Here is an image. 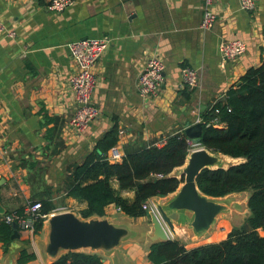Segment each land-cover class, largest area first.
Here are the masks:
<instances>
[{
  "label": "crops",
  "instance_id": "crops-1",
  "mask_svg": "<svg viewBox=\"0 0 264 264\" xmlns=\"http://www.w3.org/2000/svg\"><path fill=\"white\" fill-rule=\"evenodd\" d=\"M47 1L0 0V22L13 33L0 40L2 214L14 213L40 196L84 219L80 211L85 202L66 196L63 181L67 167L81 162L103 133L112 127L121 131L113 145L120 157L140 146H160L168 135L183 133L185 124L202 126L204 115L224 91L264 59V0H253L250 10L239 8L238 0H212L215 17L207 30L198 26L203 0H72L56 12L47 8ZM104 35L109 43L91 69L95 84L90 100L97 115L76 132L68 124L76 107L69 86L75 67L65 45ZM232 38L242 40L245 51L223 61L218 44ZM151 56L163 64L162 82L155 96L144 99L137 91V77ZM185 66L196 73L192 88H185L180 78ZM22 160L25 165L20 166ZM179 168L171 174L178 177ZM112 186L116 187L114 181ZM47 190L49 194L44 193ZM174 192L144 203L154 208ZM231 194L239 193L217 199ZM119 195L130 200L133 193L119 191ZM151 212L128 217L106 205L95 217L124 227L126 237L110 252L75 251L94 252L102 264H148ZM215 220L201 234L173 224L167 239H178L186 248L220 240L224 235L215 231L219 230ZM46 241V219L32 235L17 229L7 244L0 242V264H48L53 258L43 251ZM22 251L31 257L23 260Z\"/></svg>",
  "mask_w": 264,
  "mask_h": 264
},
{
  "label": "trees",
  "instance_id": "trees-1",
  "mask_svg": "<svg viewBox=\"0 0 264 264\" xmlns=\"http://www.w3.org/2000/svg\"><path fill=\"white\" fill-rule=\"evenodd\" d=\"M239 81L225 90L204 115L198 145L241 161L226 167L204 168L196 175L195 183L201 194L210 197L246 191L248 213L239 226H232L217 241L190 248L178 239L150 242L148 264H264V59L246 69ZM212 119L214 123L209 122ZM116 132L112 127L103 133L81 162L66 169L64 193L85 202L81 218L101 216L110 204L125 216H146L142 203L153 196L174 192L182 181L171 171L184 163L190 151L191 142L183 133L168 135L160 146L134 148L112 162L106 154L117 140ZM23 165L22 160L20 166ZM113 181L116 187L112 186ZM119 191H132L133 196L129 200L120 196ZM28 202H39L40 214L57 207L40 196ZM23 208L14 213H21ZM41 221L35 222L34 233ZM10 235V225L0 219V242L7 244ZM29 257L21 252L23 260ZM48 264L102 263L94 252L66 251Z\"/></svg>",
  "mask_w": 264,
  "mask_h": 264
},
{
  "label": "water",
  "instance_id": "water-1",
  "mask_svg": "<svg viewBox=\"0 0 264 264\" xmlns=\"http://www.w3.org/2000/svg\"><path fill=\"white\" fill-rule=\"evenodd\" d=\"M200 129V123L185 124L183 135L193 145L199 144ZM219 160L218 156L203 147L189 151L178 169V177H182V181L176 191L166 203L155 204V211L149 214L151 241L166 240L167 233L173 234V224L186 225L193 233L201 234L209 228L218 214L228 211L226 203L217 201V197L201 194L195 183V177L202 169L222 167ZM0 213L2 214L1 208ZM186 213L190 216L187 217ZM46 221L47 241L43 251L51 258H55L60 251L82 248L110 252L128 234L124 227L113 225L104 218L93 216L79 219L71 212L55 213ZM10 228V237H16L15 222L10 223Z\"/></svg>",
  "mask_w": 264,
  "mask_h": 264
},
{
  "label": "built area",
  "instance_id": "built-area-1",
  "mask_svg": "<svg viewBox=\"0 0 264 264\" xmlns=\"http://www.w3.org/2000/svg\"><path fill=\"white\" fill-rule=\"evenodd\" d=\"M70 4H72V0H48L46 6L48 9L56 12L61 11ZM253 5V0H238V6L243 10H250L253 8ZM211 6L212 0H203L202 14L198 25L201 30H207L214 21L215 15L211 10ZM12 36L13 33L6 30L0 22V40L4 37ZM108 43L109 38L104 35L98 38L78 39L65 45L75 67L74 73L69 78V86L72 90L76 107L68 124L76 132L82 131L97 115V109L91 104L90 100L91 91L95 84L91 69ZM218 51L223 61L236 59L244 53L245 44L237 38L220 40ZM162 71L163 64L155 56H151L145 61L142 71L137 77V91L140 97L148 99L156 95L157 89L162 82ZM180 78L182 83L187 87L192 88L196 85V73L190 67L185 66L180 69ZM209 122L214 123L215 119ZM117 134L120 135L121 131ZM164 141L163 139L158 144L162 145ZM106 159L109 161L120 159L116 147L113 146L107 151ZM141 207L148 211L154 210L151 203L150 205L142 203ZM39 208V202H27L21 213H4L0 219L9 225L11 222H15L17 229H21L32 235L34 234V224L38 219L43 221L55 213L65 211L63 207H55L47 213L40 214L38 212ZM115 208L119 211L117 207Z\"/></svg>",
  "mask_w": 264,
  "mask_h": 264
},
{
  "label": "rangeland",
  "instance_id": "rangeland-1",
  "mask_svg": "<svg viewBox=\"0 0 264 264\" xmlns=\"http://www.w3.org/2000/svg\"><path fill=\"white\" fill-rule=\"evenodd\" d=\"M190 146H191L190 150L200 148V146L197 144L196 145L192 144ZM213 154H215L216 156H218V158H220L219 165H221L222 167H226L228 164L235 163V160L230 159L229 157L227 158L224 156H220L216 153H213ZM246 194H247V192L244 191V192H240L239 194H231V195H227L223 198L216 199L217 201H221V202L226 203L228 206V211L223 212L221 214H218L216 216L214 227L216 228L217 226H219L218 227L219 230L216 229L215 231L221 232L222 235L225 236V234L228 232V230L232 226L237 227L240 225V223L243 221V219L246 217V215L248 213L246 208H245V205H244L245 203H244V199H243V195H246ZM57 207H63V206H57ZM75 212H76V214H78V211H75ZM224 226L226 227L225 229H224ZM257 232L259 234H262V231L260 229H258Z\"/></svg>",
  "mask_w": 264,
  "mask_h": 264
}]
</instances>
